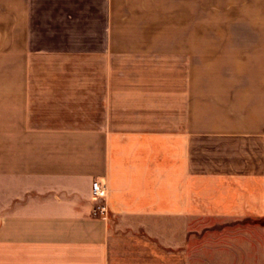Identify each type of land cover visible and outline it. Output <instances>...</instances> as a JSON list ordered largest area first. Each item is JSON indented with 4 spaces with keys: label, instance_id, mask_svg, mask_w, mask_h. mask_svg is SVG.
<instances>
[{
    "label": "crops",
    "instance_id": "obj_1",
    "mask_svg": "<svg viewBox=\"0 0 264 264\" xmlns=\"http://www.w3.org/2000/svg\"><path fill=\"white\" fill-rule=\"evenodd\" d=\"M0 264H264V0H0Z\"/></svg>",
    "mask_w": 264,
    "mask_h": 264
},
{
    "label": "built area",
    "instance_id": "obj_2",
    "mask_svg": "<svg viewBox=\"0 0 264 264\" xmlns=\"http://www.w3.org/2000/svg\"><path fill=\"white\" fill-rule=\"evenodd\" d=\"M105 193V189L100 185L98 181H94L92 184V196L94 199L102 197ZM101 211H105V206H100Z\"/></svg>",
    "mask_w": 264,
    "mask_h": 264
}]
</instances>
